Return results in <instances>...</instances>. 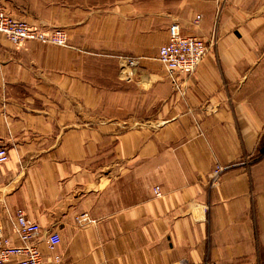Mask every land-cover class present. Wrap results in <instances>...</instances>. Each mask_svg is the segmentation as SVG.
Here are the masks:
<instances>
[{
  "label": "crops",
  "instance_id": "1",
  "mask_svg": "<svg viewBox=\"0 0 264 264\" xmlns=\"http://www.w3.org/2000/svg\"><path fill=\"white\" fill-rule=\"evenodd\" d=\"M0 3L68 36L0 33V215L40 224L45 264H264V0ZM174 23L216 36L180 87L158 59Z\"/></svg>",
  "mask_w": 264,
  "mask_h": 264
},
{
  "label": "built area",
  "instance_id": "2",
  "mask_svg": "<svg viewBox=\"0 0 264 264\" xmlns=\"http://www.w3.org/2000/svg\"><path fill=\"white\" fill-rule=\"evenodd\" d=\"M199 23V18L195 20ZM0 33L4 34L8 41L17 48L23 47L29 41H41L48 44L65 46L68 44V36L62 29L44 31L40 27L29 24L7 13L0 8ZM169 40L159 48L158 59L164 66L167 76L172 83L180 87L179 78L194 74L203 60L210 54L211 46L216 41V36L205 40L193 35L182 33L179 24H172L169 28ZM129 64L137 65L138 60H129ZM9 159L6 148L0 147V164ZM226 167L216 165L210 175V185L216 187L222 178ZM159 195V188H156ZM6 220L0 215V264H45V259L39 249L41 238L40 224L30 221L22 209L6 210ZM87 219V215H83ZM10 227L11 233L7 230ZM14 234L20 244H14L11 239ZM47 248L54 254L56 247L61 244L58 233L52 232L47 237ZM54 261L60 260V256H54Z\"/></svg>",
  "mask_w": 264,
  "mask_h": 264
},
{
  "label": "rangeland",
  "instance_id": "3",
  "mask_svg": "<svg viewBox=\"0 0 264 264\" xmlns=\"http://www.w3.org/2000/svg\"><path fill=\"white\" fill-rule=\"evenodd\" d=\"M73 1L78 3V4L80 3L81 5L85 6V8H91L93 6H103L102 3H103L104 0H65V2H69V3L73 2ZM56 2H57V0H38V4H39V6L37 8L38 13L42 14L44 16H48V15L50 16L51 14L54 15L53 7L55 6ZM0 8H3L5 10L4 6L1 3H0ZM14 17L17 18V19H20V20H24V19H22L20 17H16V16H14ZM24 21H26V20H24ZM28 23L32 24V25H35V26H38L42 30L47 31V32L56 30L52 26H49L47 24H43V23L37 24V23H32V22L30 23L29 21H28Z\"/></svg>",
  "mask_w": 264,
  "mask_h": 264
}]
</instances>
